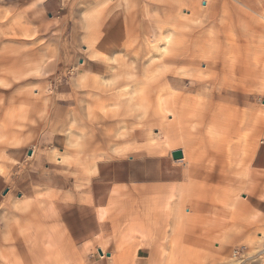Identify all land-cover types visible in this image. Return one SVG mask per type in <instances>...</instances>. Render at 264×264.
<instances>
[{"label": "rangeland", "instance_id": "obj_1", "mask_svg": "<svg viewBox=\"0 0 264 264\" xmlns=\"http://www.w3.org/2000/svg\"><path fill=\"white\" fill-rule=\"evenodd\" d=\"M47 1L0 0V264H264V0ZM154 29L228 76L144 78ZM207 138L252 145L213 179Z\"/></svg>", "mask_w": 264, "mask_h": 264}, {"label": "bare ground", "instance_id": "obj_2", "mask_svg": "<svg viewBox=\"0 0 264 264\" xmlns=\"http://www.w3.org/2000/svg\"><path fill=\"white\" fill-rule=\"evenodd\" d=\"M5 1V0H3ZM148 32V31H147ZM153 34H154V38L158 41L157 43V46H156V50H153V48L151 50H149V53L151 54V57L149 59V61L147 63L149 64H154V70L153 67H147V68H144V72H143V77L146 78V79H149L151 78V75H152V71H154V76L157 77L159 74L158 71L159 69L161 68H165L169 65L171 66H180V65H184V66H187L188 67V70H186L187 72H191L190 74L191 75H195L196 77H199L198 75H203L205 74V72H209L211 73L214 77V79H218V77L221 75V74H224L226 76H228V73L230 72V67H228L227 65L221 63L219 60H217L216 62H213L212 64L211 63H204V62H199L198 60L197 61H191L189 62V58L190 57H193L195 56V53L198 52L199 54L201 53V49H202V46L198 43H189V38H193L195 37V34H191V35H181V36H178L174 41L173 39H171L170 37H165V41L162 42L161 40V35L160 36L158 35L159 33V30H153L152 31ZM122 34V33H121ZM126 35V34H125ZM146 35V34H145ZM151 35V34H150ZM124 36V35H122ZM147 37V36H146ZM152 37V38H153ZM150 38V36H149ZM148 38V39H149ZM188 38V39H187ZM146 40V39H145ZM155 40V41H156ZM193 42V40H192ZM196 42V41H194ZM204 42V41H202ZM150 44V43H149ZM156 45V44H155ZM162 45V46H161ZM205 46V45H204ZM206 47V46H205ZM197 55V54H196ZM200 56V55H199ZM144 59V58H143ZM134 62V61H133ZM135 64V63H134ZM135 68V67H134ZM166 69V68H165ZM233 69V68H232ZM166 72V71H165ZM209 75V74H208ZM153 76V77H154ZM162 79V78H161ZM226 81H227V84L228 82H230L227 78H226ZM199 83H195V85H198ZM150 85V84H149ZM172 87V86H171ZM169 87V88H171ZM152 89V88H151ZM141 91V90H140ZM167 91H162L160 92L159 94V97L157 99V103L159 105V107H163V109L165 108L166 110H172V109H175L176 108V104L178 100H173V99H165L163 98L162 99V96L164 94H166ZM134 100V99H133ZM137 105V104H136ZM121 106V105H120ZM184 107V106H183ZM187 108H193V109H198L199 108V104L198 103H195V104H190L188 103V107ZM192 109V110H193ZM180 110V109H179ZM185 110H182L180 112V114L184 115V112ZM203 112V111H202ZM184 116H182L180 119H183ZM196 115L193 116V118H195ZM206 121V120H205ZM203 123V122H202ZM210 125V124H209ZM215 126V125H213ZM219 127V126H218ZM222 129V128H221ZM175 131V130H174ZM168 133V132H167ZM175 134V133H174ZM177 135V134H176ZM209 139V138H207ZM212 140V139H211ZM165 141V140H164ZM216 141V140H215ZM169 144V142H168ZM166 146V145H165ZM176 150H180L183 152V159H181V161L179 160H174V161H179V162H186V158H187V155H186V151L182 148L178 149V148H172L170 150V152H175ZM33 151V149L31 150ZM228 151V150H226ZM245 152V151H244ZM248 156V155H247ZM244 157V156H242ZM173 158V156H172ZM175 164H177L176 162H174ZM97 166V165H96ZM98 167V166H97ZM98 169V168H97ZM185 172V171H184ZM182 172V173H184ZM183 175V174H181ZM186 177V174L183 175V178ZM261 180H258L256 179V183ZM262 184V183H261ZM257 185L258 188L256 189H260L262 188L263 186L262 185ZM188 201V200H187ZM24 208H28V204L25 203V206ZM102 213V212H101ZM104 215V214H102ZM162 225V224H161ZM169 228V227H168ZM172 233V232H171ZM143 237H146V235L144 233H140ZM160 235V234H158ZM167 236V235H166ZM164 240V239H163ZM166 240V239H165ZM100 254H101V257L103 258H106V255L105 253L100 249ZM163 260V259H162ZM161 260V261H162ZM154 260H150V264L153 263ZM149 263V260L147 261ZM143 263V262H142Z\"/></svg>", "mask_w": 264, "mask_h": 264}, {"label": "crops", "instance_id": "obj_3", "mask_svg": "<svg viewBox=\"0 0 264 264\" xmlns=\"http://www.w3.org/2000/svg\"><path fill=\"white\" fill-rule=\"evenodd\" d=\"M49 1L50 0H48L46 3H49ZM127 1V0H126ZM204 4H206V2H204ZM224 75V74H223ZM215 78V77H214ZM215 81H217V82H219V81H221L219 78L218 79H216ZM214 81V82H215ZM229 81L230 82H228V84H225V86H227V88H229V89H232V88H234V89H238V87L237 86H235V85H232V83H233V81L231 80V76L229 77ZM219 84V83H218ZM218 84H215V85H218ZM223 84V85H224ZM245 84V83H244ZM245 86H247V84H245ZM215 96V95H214ZM201 106V105H200ZM188 109V108H187ZM191 110L193 109V108H190ZM193 110H195V109H193ZM198 111H200V110H203V108L202 109H200V108H198L197 109ZM197 110H195V114L196 115H199V116H196L195 117V123H196V125L199 127V130H205L206 128H208L210 125L209 124H212V125H215V126H213L214 127V129L215 130H218L219 132L220 131H222V129L221 128H225V127H223L224 125L226 126L227 124H224L223 125V123H222V121H221V119H220V116H219V112H218V109L215 107V108H213V110H211V112H208L210 115L209 116H205V112L204 113H202L201 114V112H198L197 113ZM194 114V115H195ZM206 120V121H205ZM203 122V123H202ZM219 126V127H218ZM232 133H235L236 132V130L235 131H231ZM216 140V141H215ZM201 143H202V146H204V147H206L207 149H208V152H209V154H210V156H213L214 157V161L212 162V168H210V171H209V175H208V177L210 178V176H212V178L214 179V178H216L217 177V175L219 176L224 170H225V168L227 167V162H229V164H231V162H234V164H236V161H237V159H240V161L241 162H245L246 160H244V159H242V157L241 158H239V156L241 155V149H238L239 147H241L242 145H240V146H238V147H235V146H232V147H228V148H226V146L229 144V141L228 140H226V139H223V140H218V139H206V140H201ZM261 144H264V142H261ZM250 145H252V144H250V142H246L244 145H243V147H249ZM234 147V148H233ZM263 147L264 146H262V149H263ZM259 148V147H258ZM226 150H228V151H226ZM258 150V149H257ZM256 150V151H257ZM255 151V152H256ZM32 152H34V151H32ZM262 152V151H261ZM261 152H259V154H258V156H257V158H256V160H255V163H256V166H257V168H259V169H264V163L263 162H261L260 163V161H262V159H261ZM255 154V153H254ZM254 156V155H253ZM252 156V157H253ZM251 157V158H252ZM185 162V161H184ZM183 162V163H184ZM177 164H180V163H182V162H176ZM260 166V167H259ZM218 172V173H217ZM188 173H189V170L188 171H185L184 173H182L183 175H185L186 174V177L188 176ZM216 173H217V175H216ZM116 175L117 174H113V176H112V178H116ZM185 177V178H186ZM220 177V176H219ZM263 184V183H262ZM163 192H165L166 193V191H163ZM170 198V197H169ZM169 198H168V200H169ZM180 199H181V197H180ZM204 201H206V202H213V199H212V197H210L208 194H205L204 195ZM170 202H168V204H169ZM23 209L26 211V209L23 207ZM155 215H154V217L156 218L157 216H158V214H156V213H154ZM162 224V222L161 221H152V222H150L149 224H147V225H145L144 227H143V229H141V230H139V233H144L145 235H146V237L147 238H149V237H154L155 236V238H158L160 235H162V234H160V235H158L160 232H158V233H152V231H151V229H150V227H154V229H155V231L157 232V230H156V228L158 229V228H160V226H162L161 225ZM154 239V238H153ZM108 254V253H107ZM99 256H100V254H99ZM154 258H155V256H153V254L151 253L150 255H149V257L147 258L148 260H149V263L148 264H150V260H154ZM140 264H142V262L140 263Z\"/></svg>", "mask_w": 264, "mask_h": 264}, {"label": "water", "instance_id": "obj_4", "mask_svg": "<svg viewBox=\"0 0 264 264\" xmlns=\"http://www.w3.org/2000/svg\"><path fill=\"white\" fill-rule=\"evenodd\" d=\"M29 155H32V152L31 151L29 152ZM172 156H173V159L174 160H181L184 157L183 152L180 151V150L173 152L172 153Z\"/></svg>", "mask_w": 264, "mask_h": 264}]
</instances>
